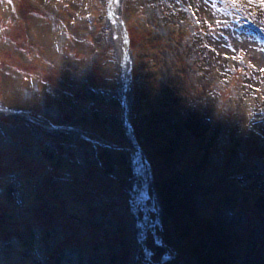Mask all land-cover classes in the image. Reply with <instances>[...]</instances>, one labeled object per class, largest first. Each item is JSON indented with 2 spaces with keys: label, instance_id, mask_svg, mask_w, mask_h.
Listing matches in <instances>:
<instances>
[{
  "label": "rangeland",
  "instance_id": "1",
  "mask_svg": "<svg viewBox=\"0 0 264 264\" xmlns=\"http://www.w3.org/2000/svg\"><path fill=\"white\" fill-rule=\"evenodd\" d=\"M0 108V264H264V0H0Z\"/></svg>",
  "mask_w": 264,
  "mask_h": 264
},
{
  "label": "bare ground",
  "instance_id": "2",
  "mask_svg": "<svg viewBox=\"0 0 264 264\" xmlns=\"http://www.w3.org/2000/svg\"><path fill=\"white\" fill-rule=\"evenodd\" d=\"M110 15L112 17V24H113V35L116 37V42L117 44H119L121 46V52L123 53L125 51L126 45H125V41L123 42V37H122V32L118 33V30H120V24L118 22V20H115V17L117 16V12L114 9V3L110 4ZM118 17V16H117ZM121 31V30H120ZM0 112L7 114V115H15L13 113H11L10 111H6L4 108H0ZM46 129H50V130H56L57 128H52V127H45Z\"/></svg>",
  "mask_w": 264,
  "mask_h": 264
},
{
  "label": "water",
  "instance_id": "3",
  "mask_svg": "<svg viewBox=\"0 0 264 264\" xmlns=\"http://www.w3.org/2000/svg\"><path fill=\"white\" fill-rule=\"evenodd\" d=\"M169 258H167L166 256H164L162 259H161V261L159 262V263H163V262H165L166 260H168Z\"/></svg>",
  "mask_w": 264,
  "mask_h": 264
},
{
  "label": "trees",
  "instance_id": "4",
  "mask_svg": "<svg viewBox=\"0 0 264 264\" xmlns=\"http://www.w3.org/2000/svg\"><path fill=\"white\" fill-rule=\"evenodd\" d=\"M153 83H156L155 81H153Z\"/></svg>",
  "mask_w": 264,
  "mask_h": 264
}]
</instances>
